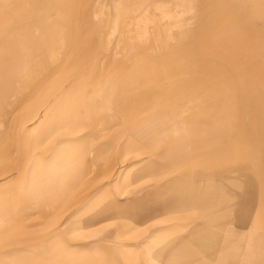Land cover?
<instances>
[{
    "label": "crops",
    "instance_id": "0c3cea01",
    "mask_svg": "<svg viewBox=\"0 0 264 264\" xmlns=\"http://www.w3.org/2000/svg\"><path fill=\"white\" fill-rule=\"evenodd\" d=\"M83 1L0 0V101L12 95L0 104V139L9 134L20 143L18 128L8 131L4 123L8 111L31 100L46 97L50 109L78 83L92 90L94 101L110 97L90 75L105 65L120 75L106 76L104 86L116 83L112 107L125 109L129 133L156 151L158 169L186 171L174 187L179 192L142 220L193 208L202 221L160 252L170 264H232L255 222L264 223V138L256 141L251 122L238 119L233 85L222 83L237 72L205 55V48L220 45L211 38L214 26L205 37L215 18H207L206 0H124L113 14ZM15 151L26 155L22 145ZM21 165L11 169L15 175Z\"/></svg>",
    "mask_w": 264,
    "mask_h": 264
},
{
    "label": "rangeland",
    "instance_id": "374dc122",
    "mask_svg": "<svg viewBox=\"0 0 264 264\" xmlns=\"http://www.w3.org/2000/svg\"><path fill=\"white\" fill-rule=\"evenodd\" d=\"M92 2L112 14L114 4L127 5L124 0ZM206 14L215 18L205 37L215 28L211 38L220 45L205 48V55L220 58L223 71L237 72L232 74L236 79L222 83L233 85L238 119L250 121L261 142L264 0H206ZM102 67V73L90 75L98 76L100 92L113 94L116 83L104 86L106 76L115 80L120 75ZM68 89L50 109L44 97L8 111L4 128H18L26 155L15 151L21 145L12 143V136L1 137L0 146L8 154H0V264H170V255L160 251L186 239L201 224L196 210L142 217L179 192L174 187H180L177 180L185 169H158L156 151L129 133L127 113L112 107V94L96 102L84 84ZM222 89L226 99L229 88ZM11 98L9 94L0 101L2 108ZM260 152L264 174V151ZM20 164L15 175L11 169ZM117 210L120 214L114 215ZM244 244L231 263L264 264L262 221L255 222Z\"/></svg>",
    "mask_w": 264,
    "mask_h": 264
},
{
    "label": "bare ground",
    "instance_id": "6f19581e",
    "mask_svg": "<svg viewBox=\"0 0 264 264\" xmlns=\"http://www.w3.org/2000/svg\"><path fill=\"white\" fill-rule=\"evenodd\" d=\"M53 2H54V1H53ZM53 2H52V3H53ZM49 5H50V4H49ZM65 5H66V4H65ZM44 6H45V5H44ZM65 7H66V6H65ZM66 10H67V9H66ZM155 18H156V17H155ZM217 66H218V65H217ZM217 71H218V70H217ZM168 81H169V80H168ZM256 102H257V101H256Z\"/></svg>",
    "mask_w": 264,
    "mask_h": 264
}]
</instances>
